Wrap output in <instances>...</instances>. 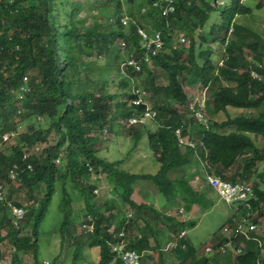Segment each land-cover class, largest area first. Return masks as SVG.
<instances>
[{"label":"trees","instance_id":"16d2710c","mask_svg":"<svg viewBox=\"0 0 264 264\" xmlns=\"http://www.w3.org/2000/svg\"><path fill=\"white\" fill-rule=\"evenodd\" d=\"M134 1L125 0L123 11L121 0H0V184L6 200L25 209L23 218L13 224L7 203L0 201V233L5 229L0 242L6 239L10 243L3 264H21L20 257L26 254H30L31 264H39V228L54 191L61 193L58 229L61 246L73 248L70 264H83L84 246L98 248L97 258H91L95 260L90 264H125L112 249L122 240L123 251L141 253L138 264H221L225 256L231 258L228 264H264V233L258 232L264 224V187H260L264 185V166H259L264 163V147L248 134L264 139V66L259 63L264 60V45L259 47L257 33L236 19L264 6V0H174V10L167 15L152 6L155 0H143L138 7ZM214 11L226 17L225 25L219 22L216 37ZM125 13L128 20L123 24ZM88 17L95 21L86 24ZM138 28L150 35L160 32L161 47L154 54L143 46ZM242 29L254 35V40L246 41L239 34ZM175 30L187 37L186 47L176 44ZM215 41L217 49H213ZM243 46L257 62L241 63L237 54L242 55ZM129 60L135 64H128ZM112 72L117 76L111 77ZM159 78L162 82L157 83ZM184 84L199 86L200 97L204 89L209 92L203 104L200 99L193 103L188 119ZM141 90L142 103L136 105L133 100ZM150 95L159 97L151 108L154 114L137 124L138 128L127 123L124 129L131 132L132 148L145 137L157 170H124L120 168L123 159L112 161L97 153L93 134L107 131L110 136L115 124L119 135L120 118L142 115L150 108ZM178 106L184 110L179 111ZM227 107L242 111L230 115ZM252 109L257 113H250ZM196 110L206 119L203 123L196 120L199 152L193 145H181L176 133L193 137L195 130H188L194 126ZM220 111L225 117L217 119ZM38 116L42 121L35 126ZM24 120L33 124L28 123L25 131L17 130ZM8 131L14 134L3 141L1 135ZM51 131L57 134L55 143L36 152ZM193 158L222 179L252 181L249 207L238 203L221 226L240 222L247 211L256 227L230 239L215 234L210 242L214 251L208 254L203 252L207 243L197 247L182 234L195 225L192 212L204 198V192L185 173H177ZM11 170L16 171L13 178ZM93 173L112 185L120 204L130 211L125 212L113 200H105L103 206L95 202L97 179H92ZM140 179L153 185V192L166 193L163 201L177 200L176 215L158 209L153 202L133 201L131 194ZM67 181L77 189L76 199H72L73 189L66 186ZM11 183L20 190L25 188L23 194H28L30 203L12 199ZM74 201L82 204L75 208ZM72 210L81 212V219ZM228 241L233 250L241 252L231 254L228 248L223 252ZM2 255L0 250V260Z\"/></svg>","mask_w":264,"mask_h":264},{"label":"rangeland","instance_id":"374dc122","mask_svg":"<svg viewBox=\"0 0 264 264\" xmlns=\"http://www.w3.org/2000/svg\"><path fill=\"white\" fill-rule=\"evenodd\" d=\"M142 1L143 0H135L134 6L138 7L142 3ZM224 1L225 3L227 2V0H223V2ZM250 1L256 3L259 0H250ZM153 4L154 2L152 3L153 7L159 8V4L157 5H153ZM252 5H254V3ZM121 6H122V10L124 11L125 6H126L125 0H121ZM173 10H174V4H172V10H170L168 13L172 12ZM213 13H214L213 15L214 18L212 20L214 23L213 24V36L216 37L218 30H219L218 26L220 23H222L223 25L226 24V17L224 16L223 18H221V16L218 15L216 11H214ZM236 19L240 23H242L245 27H247L249 31L254 30L257 33V35L259 36L258 38L259 47L262 44L264 45V6L261 5L258 8H256L254 12L247 14V15H242L240 17H237ZM94 21L95 20L92 17H88L85 20V23L88 24ZM143 32L148 34V32L145 30ZM239 34L245 35L246 41H253L255 37L254 35L250 33H246L245 29H242V31H240ZM172 36L175 39V41L178 42L176 44L178 45L182 44V46H185V47L188 45V39L187 37L183 35L181 31L175 30L172 33ZM180 37H183V40H181ZM213 45H212L213 49L218 48L217 41L213 42ZM242 49H243V53H242L243 57H241L242 55L240 54H237V56L239 57V60L241 61V63L244 62L243 65L248 66V64L251 63V60L253 63L257 62L251 50H248V48H246L245 46H243ZM85 59H87V57H85ZM259 63L264 66L263 58L261 59ZM116 76H117L116 73L112 72L111 77L114 78ZM156 82L157 83L162 82L161 78L157 79ZM197 87L199 89V86L197 85L193 87V86L184 84V90L187 95V103L185 105L186 107L185 118L186 119H188V117L191 116L190 110H191V105L193 101L194 100L198 101L197 98H199L201 101L200 103L203 104L204 101L202 99L204 98V96L205 95L209 96L208 94L209 92L204 91L201 94V97H199V92H198ZM140 95L141 96L144 95L143 90L140 91ZM159 97L164 98L162 94H160ZM159 97L158 95L157 96L150 95V100L147 101L148 108L150 107L149 108L150 111H148V113H150L151 115L154 114V111L151 110L154 104V100ZM167 100H170V102L174 103L173 100L170 98H168ZM177 109L179 111L184 110L182 109L181 106H178ZM226 111L230 115H235L238 112L241 113L242 109L235 108V107H227ZM250 111H251L250 113H257V110L252 109ZM263 111H264V107H263ZM133 116H136V115H133ZM224 117H225V114L221 111L218 112L216 115L217 119H222ZM195 118L196 119H193L194 126L189 127L190 129L188 130V132H191L192 129L195 130V134L193 135V137L192 136L191 137L181 136L178 130H177V134L180 135V140L183 142L181 145L183 146L193 145L195 152H199V148H198V145H199L198 127L199 125L196 120L205 122L206 119H204V117L197 118L196 116ZM41 121H42V117L38 116L37 118L35 117V121L33 122L35 126H37V124ZM28 123L30 124L32 122H27L25 120L20 121V124L17 130L25 131ZM126 123H127V118L121 117L120 118L121 128H120L119 135L116 134L115 124L112 127V132L110 136L106 133L107 131L101 135H99V133L97 132L93 134L92 141L95 144V147L97 148L96 149L97 153L100 156L110 159L112 161L115 159H119V158L123 159V161L120 164V168L124 170H129L132 172H150V173L155 172L157 170L158 163L155 162L154 160L152 150H150L149 147L146 145L145 137L140 139L136 147L134 146L132 148L131 132L126 133V130L124 129L126 127ZM132 124H135L134 127L136 128L139 127L137 126V124L139 123H132ZM149 127L153 128L154 124L150 122ZM248 134L253 138V140H255V142L259 146H261L260 148L264 147V139H260L258 138V136L255 137L253 133H248ZM56 139H57V134L54 131L49 132V134L46 137L45 142L41 144L39 143V146H38L39 148L35 149V151L38 152L42 150L44 147H46L47 145H51L55 143ZM28 151L32 152V148H30ZM59 161L61 160L59 159ZM199 161L200 160L193 158V161H191L188 165L182 166L180 170L177 172L180 174L185 173L187 178L192 179V181L190 182L194 185V187L204 192V198L203 197L200 198L201 199L200 205L202 207L196 206V208L192 212V218L195 220V225L192 228L186 229V232H185V237L188 239V242L197 247L201 246V244H205V243L208 244L210 242L212 243L215 237V234H218V233L222 234V236L227 235L228 238L230 239L232 236H234L235 227H236V225L235 226L233 225L229 230H224V227L221 226L223 222L225 221V219L229 217L231 213H233V208L229 207L210 186H207L205 184V181H199L201 174H203L202 176L206 178V174L209 172L206 165L203 167L202 165L197 164V163H200ZM55 162L57 163L58 159H56ZM259 166H264V163H261ZM218 167L219 166H217V168ZM194 170L196 171L195 174L192 173L194 172ZM170 174L173 175V173H170ZM190 174H192L193 176H190ZM91 175H93L92 179L94 177L97 179L96 180L97 189L95 190V202L98 205L103 206V202L105 200H113L117 206H122L125 212L130 211L128 206L124 205L123 203L120 204L121 202L119 200V196L117 192L112 188V185H109L107 183L104 177L99 178L98 174L96 173H93ZM194 180L196 181L195 182L196 184L194 183ZM247 182L251 183L252 181L249 180ZM146 183L147 184H145V182L141 179L138 180V182L134 186L135 191L131 194L132 200L137 201V202H145V203L153 202L154 205L158 209L164 210L165 208L168 214L176 215V210L178 208V201L177 200H173V201L170 200L168 202L163 201L164 197H166L167 194L162 193L163 194L162 195L161 193L159 194V192H153L155 189L154 186L148 182ZM11 184H13V187H14V191H12V199L20 200L23 203V205L30 203L31 199L28 198V194L27 195L23 194V192L25 191V188H21L20 190L16 187L15 183H11ZM66 186L70 189H73L69 181L66 182ZM260 187H264V185H260ZM20 193H22V195ZM72 193H73L72 199H76L78 197L77 189L74 188L72 190ZM37 197L40 198L39 193L37 194ZM81 204L82 202L80 201H74L73 205L75 206V208H77ZM247 204L246 206L249 207V203ZM60 206H61V193L58 191H54V193L51 194L49 201L47 202V210L45 211L44 219L41 222L40 228H39L40 233L38 237L39 246H38V256H37L39 264H44L43 263L44 261L50 262L49 264H54L53 261L55 258H56L55 264H60L59 263L60 260H61L60 262H62L61 264H70L71 257H72V249H73L72 246L68 245L66 247V245H63L64 248L61 250V247L63 246H61V239H60L61 236L59 234L60 230L58 229L61 223V213L58 212V208ZM72 209H74V207H72ZM75 212L72 210L73 215L76 216V218L81 219V212H78V210H76ZM240 213L241 211L237 213V216H239ZM76 228L77 229L79 228L78 225H76ZM258 232L264 233V224L260 225V227L258 228ZM4 233H5V229L2 227L0 234L3 235ZM169 240L172 243V239H170V237H169ZM9 249H10V243H8L6 239L0 242V250L2 251V254H3L0 260L1 264L4 263L5 255L7 254ZM84 249L85 250H84V256H83L82 262L83 264H90L91 258H95V259L97 258V255L93 256V254L98 253V248L97 247L87 248L86 246H84ZM90 250L92 251V255L90 253ZM201 250H203V248H201L200 251ZM229 257L230 256L222 257L220 263L228 264L231 259ZM29 259H30V254H26L25 256L23 255L22 257H20V262L21 264H31L30 263L31 260ZM95 259H92V260H95Z\"/></svg>","mask_w":264,"mask_h":264},{"label":"built area","instance_id":"2783aa9c","mask_svg":"<svg viewBox=\"0 0 264 264\" xmlns=\"http://www.w3.org/2000/svg\"><path fill=\"white\" fill-rule=\"evenodd\" d=\"M159 4V12L161 15H167V13L172 10V4H174V0H155L153 5ZM125 19V18H124ZM144 30L141 28L137 29V32L140 33V35L143 38V46H145L147 51H151L152 54H154L160 47H161V38H160V32L155 31L152 35H148L143 32ZM181 40H183V37H180ZM128 64H135L134 60H129ZM253 76L255 74L252 72L251 73ZM135 92L138 93V91ZM134 104H139L141 103V98L140 96H137L133 100ZM150 111L149 109L144 110L143 114L140 115L139 117L132 116L129 118L128 122L130 124L132 123H143L144 120L147 117H151L152 115L148 113ZM146 113V114H145ZM195 115L200 118L203 117L201 112H196ZM143 119V121H142ZM14 134L13 131H8L3 133L2 140L5 141L9 139L12 135ZM180 142H182L179 139ZM37 148V147H35ZM29 169H31L30 165H27ZM9 176L11 178L16 176V171L11 170ZM206 181L207 183L217 192L218 196L226 203V204H231L235 201H241L245 202L249 196L252 195V189L251 185L244 180H236L234 182L222 179L218 175L214 174H206ZM6 191L5 188L0 184V201L6 202L7 203V208L9 210V219L13 224H17V222L23 218L25 214V209L23 206H17L10 200H6ZM247 204V202H245ZM248 205V204H247ZM245 221V226H243V222ZM236 223L234 224V226ZM232 227V226H231ZM245 227L248 229H254L255 224L253 223H247L246 220H243L241 223H238L235 227V234L237 233H245ZM229 226H224V230H229ZM185 233L182 231V234ZM119 235H123L122 232H119ZM125 245V242L119 241L115 244L112 245V249L115 251L119 252V255L121 256L123 262L125 264H138V257L141 256V253L135 251V250H124L123 251V246ZM226 243L222 246L223 252L226 251ZM214 250L211 247V245L206 246L204 248L205 253H212Z\"/></svg>","mask_w":264,"mask_h":264},{"label":"clouds","instance_id":"9594fccd","mask_svg":"<svg viewBox=\"0 0 264 264\" xmlns=\"http://www.w3.org/2000/svg\"><path fill=\"white\" fill-rule=\"evenodd\" d=\"M124 18H125V19H124ZM121 20H122V23L125 24V23L127 22V20H128V16H127L126 14H123ZM156 31H157V30H156ZM154 32H155V31H154ZM154 32H153V33H154ZM153 33H152V34H153ZM121 65H123V64H121ZM204 91H205V89H204ZM204 91H203V92H204ZM203 92H202V93H203ZM199 97H200V96H199ZM140 98H141V95H140ZM197 99H198V101H199V98H197ZM204 99H206V95L204 96V98H203L202 100L204 101ZM141 103H142V98H141ZM193 103H198V102H195V100H194ZM193 103H192V105H193ZM139 104H140V103H139ZM137 105H138V104H137ZM192 105H191V110H190V111L193 110V109H192V108H193ZM203 107H204V106H202V107H200V108H203ZM196 112H200V111H199V110H196ZM196 112H194V116H196V115H195ZM190 113H191V112H190ZM201 113H202V112H201ZM132 116H133V115H132ZM132 116H130V117H132ZM202 116H203V114H202ZM130 117H129V118H130ZM136 117H138V116H136ZM196 117H197V116H196ZM129 118L127 119V123H128V124H130V123L128 122ZM197 118H198V117H197ZM201 119H202V118H201ZM197 121L201 122L200 120H197ZM127 123H126V124H127ZM202 123H203V122H202ZM176 133H177V130H176ZM177 135H178V134H177ZM177 138H178V141H179V139H180V135H178ZM179 143L182 144L183 142H180V141H179ZM201 165L204 167L203 164H201ZM208 174H214V173H213V172H208ZM196 175H197V174H196ZM214 175H216V174H214ZM197 176H198V175H197ZM218 176H219V175H218ZM203 180L205 181L206 185L208 186L209 184L207 183L206 178H204V176H200L199 181H203ZM191 181H192V179H191ZM195 182H196V181L194 180V183H195ZM248 183H249V182H248ZM195 184H196V183H195ZM249 184L251 185V183H249ZM209 186H210V185H209ZM210 187H211V186H210ZM211 188H212V187H211ZM212 189H213V188H212ZM251 189H252V187H251ZM94 191H95V190H94ZM214 191H215V190H214ZM215 192H216V191H215ZM216 193H217V192H216ZM217 195H218V194H217ZM252 195H253V192H252ZM252 195H251V196H252ZM251 196H249V197H251ZM247 199H248V198H247ZM245 202L248 203L247 200H246ZM245 202L235 201V202H233V203H231V204H227V205L230 206V207H235V208H236V205H237L238 203H243V204L245 205V207H247ZM234 211H235V210H234ZM246 213L248 214L247 211L245 212V214H246ZM245 214H244V215H245ZM247 214H246L245 217H243L244 215H242V218H241L240 222H239V221H236V222H234V223H231L232 226H233L235 223H236V225H237L238 223H241L243 220H246L247 223H253V224H255L254 222H252V220L249 219V217H247ZM224 226H228V224H224L222 227H224ZM243 226H245V221L243 222ZM255 227H256V224H255ZM229 228H231V227H229ZM247 230H248V228L245 227V233H239V234H246V233H247ZM249 230H252V229H249ZM234 235H236V234H234ZM225 236L228 238L227 235H225ZM232 244H233L232 241H231V242H230V241L226 242V245H227L226 248H228V249L230 250V253H231V254H232V253H237V252L240 253L241 250H240L239 248H237L236 251L233 250V249L231 248L230 245H232ZM209 245H211V243L206 244L205 247H206V246H209ZM228 245H229L230 247H229ZM205 247H204V248H205ZM203 252H204V251H203ZM204 253H205V252H204ZM229 255H230V254H229Z\"/></svg>","mask_w":264,"mask_h":264},{"label":"crops","instance_id":"0c3cea01","mask_svg":"<svg viewBox=\"0 0 264 264\" xmlns=\"http://www.w3.org/2000/svg\"><path fill=\"white\" fill-rule=\"evenodd\" d=\"M202 184V183H201ZM206 184V183H205ZM214 190V189H213ZM230 207V206H229ZM231 208H233V212H234V209H235V207H231ZM232 214V213H231ZM230 214V215H231ZM170 241V240H169ZM90 253H91V255H92V251L90 250ZM95 255H97L98 256V253H96V254H93V256H95ZM92 260V259H91Z\"/></svg>","mask_w":264,"mask_h":264}]
</instances>
